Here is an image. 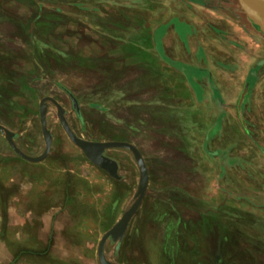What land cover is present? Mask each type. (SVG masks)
<instances>
[{
	"label": "rangeland",
	"instance_id": "obj_1",
	"mask_svg": "<svg viewBox=\"0 0 264 264\" xmlns=\"http://www.w3.org/2000/svg\"><path fill=\"white\" fill-rule=\"evenodd\" d=\"M203 1L0 0V124L15 134V144L33 157L44 152L39 105L51 97L64 108L78 137L132 143L144 158L151 179L145 198L124 239H109L105 245L106 257L115 264H264L260 120L248 126L257 149L251 159L258 169L243 167L235 179L217 177L215 182V172L223 174L224 168L212 167L213 152L190 139L193 103L186 102L180 116L182 110L171 101L164 104L167 109L153 111L146 109L150 102H137L156 89L145 85L150 73L142 59L149 57L152 68L173 62L158 38L147 50L145 41L151 32L159 37L179 31L178 39L169 36L170 48L188 52L205 43L201 53L217 60L216 68L232 69L224 73L228 80L233 74L245 82L240 75L245 62L259 68L249 79L253 87L245 99L257 93L264 124V52L260 55L245 37L234 35L238 29L249 35L247 26L259 28L241 21L245 13L238 0L228 12L199 5ZM136 76L137 83L131 81ZM193 83L198 91L197 78ZM243 87L232 104L223 95L227 87L218 90L221 104L233 107V133L247 122L238 116ZM191 91L193 86L185 87L184 93L190 96ZM244 107L246 101L242 111ZM163 111L170 124L159 128ZM253 111L250 107L247 118ZM180 121L183 125L177 127ZM47 127L52 146L40 163L18 157L0 132V264H99L103 235L135 202L138 166L135 176L125 175L127 181L121 182L94 166L68 138L51 102ZM122 152L107 153L121 157Z\"/></svg>",
	"mask_w": 264,
	"mask_h": 264
},
{
	"label": "crops",
	"instance_id": "obj_2",
	"mask_svg": "<svg viewBox=\"0 0 264 264\" xmlns=\"http://www.w3.org/2000/svg\"><path fill=\"white\" fill-rule=\"evenodd\" d=\"M257 1L264 2L262 0ZM232 3L233 0H204L199 5L210 8L212 11L221 10L228 12L227 8H230V5ZM241 9L245 13L244 17L240 16L241 21H244L250 26H258L259 31H251V29H249V26H247L246 29L249 30V35L244 36L243 34L245 32L242 29L236 30L234 35L238 38L245 37V40L247 42H251L250 47H252V50L255 47L256 50L261 51L260 55H263L262 52H264V28L259 21L260 18H264V14H255V12H252L251 10H249V12H246L242 8V6ZM180 34L181 33L179 31H172V33L171 31H168L160 33V35H158L159 37H157L156 32L150 33L149 41H145L144 43V47L146 48V50L150 45V47H152V45L154 47L156 42L155 39L158 38L162 50L165 51L164 55L170 58L173 62L168 61V63H160L158 66L152 68V62H149V57L146 56L145 59H142L144 62H146V64L149 65V68L146 69V71L150 73L145 77V80L148 82V84L145 83V85H155L156 89L153 93L149 94L148 99L144 98L142 101L138 100L137 102H145V104L147 101L150 102L149 104H146V109H150L151 111H153V109H158V107L164 110L167 109L168 106L165 108L164 104L171 101L173 103H177L179 110H182V113H179L180 116L183 115V109L185 108L186 102L193 103V133L190 139L192 141V144L200 143L202 145L201 150L213 152V159H210V161L212 162V167L216 168L218 166L219 168H224V170H222L223 174H221L220 170L215 172V182L217 181V177H219L220 181H225L228 179V177L235 179L234 176L241 175L240 172H243V167H257L258 169L259 163L257 162V160L251 159V155H254L257 149L256 147L251 145L250 139L253 137L249 136L250 132H248V126L255 120H260L261 122V126L259 127L257 125V127H264L258 110V103L260 102V100L256 97L257 93L255 91H252L253 95L250 96L251 98H249L248 96V99L244 100V102L246 101V107H244L242 114L239 113L238 103L239 118L243 121L244 116L245 120L249 124L243 121V127L241 128L242 131L239 130L240 132L233 133L234 129H229L231 126L234 127L233 119H235V114L233 111V107L224 106L221 104L220 98L218 96V90L222 86L227 87V90L230 92H226L227 90H225L223 95L226 96V102H228V104H232L237 100L239 96V94H237V91L239 90L242 83H244L243 91L245 89V86L249 83V87H253L250 80L257 74L259 68H255V65L253 66L254 68H251L248 65V62H245V66L243 65L242 71H240V75L243 76V81L245 82L234 80L233 74L228 80L226 79L227 76L224 73L231 71L232 69L223 67V69L219 70L218 68H216L218 61L214 58L212 59L211 56L208 57V54L201 53V49L203 47H206L205 43L202 44L198 42L196 46L191 47L188 52H184L183 49H177L175 50V52L174 48H170L168 44L169 36L174 35L178 39L180 37ZM182 39H184L183 36ZM256 54H259V51H256ZM251 69L253 71V74L252 72L250 74ZM152 71L160 72V77L163 76V78H157V75L154 76ZM196 78L197 85L199 86L198 91L195 89L196 85H194L193 83ZM215 78L216 80H220L221 84H217L216 86L211 80ZM137 80L138 77L136 76L131 81L137 83ZM246 81H249V83ZM191 86L194 87V92L191 91L190 96H187L184 93L185 87ZM168 87L171 88L172 94H166L168 93V91L166 90ZM250 107L253 108L254 111L253 113H249V118H247L246 112H248ZM165 117H167V115L164 116L163 111V113L159 115V119H157V122L160 126L159 128H164L170 124L169 120L168 122H166ZM181 124L183 125L181 121L178 122L177 127H181ZM234 136H236V139H234ZM239 141H244L243 143L245 144L238 143ZM246 142L248 143L246 144ZM123 151L124 153L122 152V158L117 155H110L107 152L105 153L107 157L117 162L119 166L118 174L120 176V179H117V181L120 182L127 181L125 179V175H128V177L135 176L137 165L132 153L127 150ZM221 158L223 159L221 160ZM260 167L264 168V159H262ZM239 169L240 172H238ZM129 181L131 180L128 179V182ZM150 184L151 179L149 175V185Z\"/></svg>",
	"mask_w": 264,
	"mask_h": 264
},
{
	"label": "water",
	"instance_id": "obj_3",
	"mask_svg": "<svg viewBox=\"0 0 264 264\" xmlns=\"http://www.w3.org/2000/svg\"><path fill=\"white\" fill-rule=\"evenodd\" d=\"M242 8L249 12H255V14H264V2H260L257 0H239ZM249 92V84L245 86V89L242 93V96L239 101V113L242 114L241 106ZM70 98L72 100L74 109L79 114L78 102L76 99L70 94ZM48 102H51L57 108V117L58 120L65 131L68 138L71 142L78 147L84 156L89 160L94 166L105 171L111 178L120 179L118 174L119 166L117 162L105 155L108 150L112 149H123L132 153L136 164L139 169V185L135 195V202L130 206V208L122 215L120 220L110 229L108 230L102 237L98 250L97 256L99 260V264H115L108 260L105 255V245L109 239L113 242L119 243L121 242L128 230L131 220L138 212L148 189L149 185V173L147 166L145 164L144 158L140 152V150L131 143L128 142H119V141H109V142H94L84 140L78 137L69 126V123L66 119V111L64 108L53 98L46 97L43 98L39 105V118L41 131L45 143L44 152L37 157H33L25 154L14 142L15 134L10 130L6 129L4 126L0 124V132L5 136L7 143L13 152L20 157L21 159L30 162V163H40L44 161L50 151L52 146V134L47 127V112H48Z\"/></svg>",
	"mask_w": 264,
	"mask_h": 264
},
{
	"label": "bare ground",
	"instance_id": "obj_4",
	"mask_svg": "<svg viewBox=\"0 0 264 264\" xmlns=\"http://www.w3.org/2000/svg\"><path fill=\"white\" fill-rule=\"evenodd\" d=\"M262 1H264V0H262ZM257 18H258V17H257ZM257 18H256V19H257ZM259 22H261V25L264 26V18H263V19L260 18V21H259Z\"/></svg>",
	"mask_w": 264,
	"mask_h": 264
},
{
	"label": "flooded vegetation",
	"instance_id": "obj_5",
	"mask_svg": "<svg viewBox=\"0 0 264 264\" xmlns=\"http://www.w3.org/2000/svg\"><path fill=\"white\" fill-rule=\"evenodd\" d=\"M106 155V154H105Z\"/></svg>",
	"mask_w": 264,
	"mask_h": 264
}]
</instances>
